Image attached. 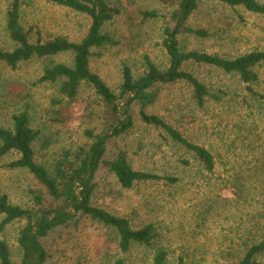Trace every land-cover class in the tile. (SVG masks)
I'll use <instances>...</instances> for the list:
<instances>
[{"label":"rangeland","instance_id":"obj_1","mask_svg":"<svg viewBox=\"0 0 264 264\" xmlns=\"http://www.w3.org/2000/svg\"><path fill=\"white\" fill-rule=\"evenodd\" d=\"M105 1L119 13L104 27L112 43L93 50L90 67L120 96L124 66L132 70L135 79L145 73L146 58L162 71L169 68L164 42L168 38L166 30L175 29L173 17L180 8V0ZM260 2L264 4V0ZM11 3L12 0H0V49L5 51L15 48L7 32ZM148 12H156L160 17L145 20L143 15ZM21 24L31 43H45L58 37L80 42L88 33L90 19L47 0H22ZM183 24L207 33L206 37L186 31L180 33L177 39L185 52L234 59L253 51H264V16L243 7H230L217 0H199L198 8ZM73 61L71 53L33 58L20 63L15 70L0 61V125L11 128L12 117L27 112L31 127L38 133L33 143L36 161L50 170L64 159L78 164V151L88 150L94 143L87 132L103 134L110 123L109 110L90 85L83 83L76 99L70 100L60 94L62 81L38 83L47 68L56 64L72 66ZM183 70L192 73L211 91L222 88L231 96L247 94L239 76L225 74L214 66L185 63ZM260 76L261 84L254 88L264 95V67ZM157 92L155 101L146 108L148 114L163 118L193 142L209 146L216 139L212 133L217 131V126L227 122L226 104L210 101L200 109L192 87L184 81L163 85ZM130 112L134 126L127 133L109 139L107 157L115 159L124 154L136 171L182 176L178 161L192 159L191 156L175 146L164 132L144 124L138 103L132 104ZM18 158L16 152L0 158V196L6 195L12 205L32 211L40 207L55 209L57 203L31 173L8 168V164ZM197 178L195 174L186 176L182 189L172 193L161 183L154 182H140L131 189H124L113 173L101 170L94 180L92 205L127 219L133 229L155 223L161 239L153 247L134 245L123 254L118 249L114 229L80 217L78 222L55 229L48 237L40 239L48 255L45 264H114L118 260L124 264H152L155 251L161 247L169 252L171 264H177V258L183 255H189L195 264H216L218 245L228 220L221 224L216 219L203 226L196 221L198 203L205 193L209 197L221 195L227 199L232 198V193L218 184L205 189V185L195 180ZM39 196L42 206L36 204L35 198ZM2 220L3 216L0 223ZM26 226V220L15 221L0 234V243L9 247L11 261L15 264L25 258L19 239Z\"/></svg>","mask_w":264,"mask_h":264},{"label":"trees","instance_id":"obj_2","mask_svg":"<svg viewBox=\"0 0 264 264\" xmlns=\"http://www.w3.org/2000/svg\"><path fill=\"white\" fill-rule=\"evenodd\" d=\"M47 1L88 16L90 27L87 35L80 42L58 37L45 43H31L21 24L22 0H12L7 12V32L15 48L13 51L0 49V61L15 70L20 63L33 58L73 54L72 66L56 64L47 68L38 83L62 81L60 94L70 100L76 99L83 83L90 85L109 110L110 123L103 134L87 132L94 143L88 150L78 151V164L64 159L52 170L36 161L33 143L38 133L31 127L27 112L14 115L11 128L0 125V158L16 152L19 158L9 163L8 168L27 170L57 203L55 209L40 207L32 211L12 205L6 195L0 196V217L3 216L0 234L15 221H27L19 239L25 255L20 264H45L48 255L40 239L48 237L55 229L78 222L80 217H87L114 229L118 237V249L123 254L134 245L153 247L161 239L162 235L155 223L133 229L127 219L92 205L94 180L103 169L113 173L124 189H131L140 182H154L161 183L173 193L180 191L184 186V178L192 174L198 177L195 180L205 185V189L217 184L223 186V190L229 189L232 193L230 199L221 195L209 197L205 193L201 203H198L200 210L196 221L203 226L216 219L221 224L228 220V227L218 245V259L215 263L264 264V95L254 88L261 84L260 70L264 67V51H253L234 59H226L204 52L181 50L177 39L180 33L186 31L199 37H206L207 33L183 24L198 8L199 0H180V8L173 17L175 29L169 27L166 30L168 38L164 42L170 61L169 68L162 71L146 58L145 73L135 79L132 70L124 66L121 95L118 96L91 70L90 63L95 48L112 43L104 27L119 11L105 0ZM217 1L264 16V4L260 0ZM143 17L145 20L157 19L160 15L148 12ZM185 63L210 65L225 74L237 75L246 85L247 94L231 96L222 88L211 91L192 73L183 70ZM178 81H184L192 87L194 100L200 109H204L210 101L227 105V122L224 126H217V131L212 133L216 139L209 146L193 142L163 118L146 111L155 101L161 86ZM133 103L140 105L139 113L144 124L164 132L175 146L191 156L192 159L181 158L178 161L183 177L136 171L124 154L115 159L107 157L109 139L127 133L134 126L130 112ZM41 198H35L38 206H42ZM176 263L195 264V260H191L189 255H183L177 258ZM0 264H15L11 261L9 247L5 243H0ZM114 264L124 262L118 260ZM152 264H171L169 252L163 247L158 248Z\"/></svg>","mask_w":264,"mask_h":264}]
</instances>
